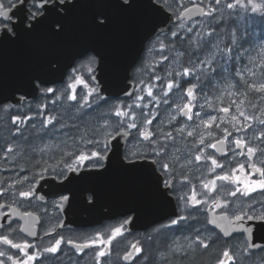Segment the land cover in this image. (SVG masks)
<instances>
[{
    "label": "flooded vegetation",
    "instance_id": "obj_1",
    "mask_svg": "<svg viewBox=\"0 0 264 264\" xmlns=\"http://www.w3.org/2000/svg\"><path fill=\"white\" fill-rule=\"evenodd\" d=\"M74 1L77 0H0V37L4 33L13 36V26L24 20L30 25L31 20L37 19L45 12L46 6L53 5L52 8L62 12L66 2ZM78 1L104 4L109 0ZM153 1L163 5L176 16H180L183 10L192 4H199L204 9L198 17L184 18L171 25L166 32L168 34H173L177 25H182L183 29L182 32L178 31L173 35L177 39L171 41L173 43L171 47H176L175 44L179 42L178 35H182V39H190L191 35L196 36L193 32H187V25H193L194 31L206 30L204 34L208 35L207 37L200 34L199 38L194 37L204 47L201 50L202 56L200 55L204 70L197 75V79L187 78L182 81V88L192 93L197 108L186 102L188 105L177 112L172 110L168 115L170 121L172 120L169 124L170 130H174L175 136L173 147L178 145L176 138L184 137L189 132L186 128L192 124L196 131L193 133L191 131L190 136L193 140L190 139L201 147H206L203 151L208 155L201 157L186 155L177 160V157L165 154V151L166 153L168 151L167 144L163 151L157 140L135 139L131 131V137L122 151L125 161L144 160L146 170L155 169L153 181L146 180L139 184L155 185L160 192L172 195L176 200L178 217L170 215L148 228L135 231H128L127 227L131 213L108 218L98 224L64 226L63 210L92 209L90 202L93 194L87 188L83 175L104 167L105 158L112 151V142L109 139L52 140L47 144L40 139L28 140L27 126L24 122L13 124L12 131L5 135L9 139H4L5 136L0 135L2 144H0V264H175L174 255H183L187 261L189 258L198 259L195 264H235L237 260L242 263L243 259L236 260L231 256L232 251L236 250L231 244L240 238L249 247L245 235L238 233L230 237L223 236L218 228L210 224L209 214L227 213L233 218L242 216L244 220L250 217L264 220V212L261 213L259 209L264 205V199L260 195H253L250 198V208L243 207L240 211L216 207L215 204L219 200L217 186H213L214 190L211 188L208 192V188L203 184L202 180L210 179L211 174L216 168L221 167L222 160L230 151L229 140L223 138L221 134L216 137L214 135L229 124L226 119L222 121L219 107L221 104L220 86L217 83L221 79L219 63L205 57L212 52V35L220 36L225 41L227 37L230 38L226 41L229 44H226L240 52L243 51L241 46L251 45L254 27L261 30L258 37L263 36L264 0ZM104 20L103 14L97 17L99 25H103ZM254 20L257 22L256 26L253 24ZM89 34H94V28H90ZM157 38L158 36L147 42L141 58L131 70L130 80L135 84L133 96L140 82L152 81L150 75H141L150 72L154 64L152 56L147 55ZM233 40L240 43L233 46ZM243 43L245 44L241 45ZM98 61L99 56L90 50L77 59L68 71L66 80L80 77L82 81L89 80L95 84L93 76ZM81 63H85L87 67L83 73L77 68ZM56 85L58 84L54 86ZM95 85L98 90V85ZM43 90L42 87L41 95L44 94ZM17 95L23 97L20 93ZM36 100L38 99L24 100L17 104L7 101L1 105L0 114L4 110L14 114L16 107L28 105ZM8 105L13 108L7 109ZM15 112L18 113L17 110ZM219 140L226 141L223 153L215 145ZM237 146L242 148V143H237ZM211 153L217 155L209 156ZM196 158L197 161L191 162ZM249 164L247 161L244 171H239L241 178H245L246 182L251 178L249 173L251 169L258 175L264 174L263 167H250ZM148 171L143 173H149ZM69 175L73 176V180L62 188L58 186ZM216 183L218 184V180ZM52 192L56 194H50ZM208 195L216 198L209 196L212 199H205ZM257 209L258 213L255 212ZM175 228L184 230L175 232ZM175 247L176 249L178 247L179 253H176ZM259 251H264V247L257 250L249 247L248 259H252L254 253Z\"/></svg>",
    "mask_w": 264,
    "mask_h": 264
},
{
    "label": "rangeland",
    "instance_id": "obj_2",
    "mask_svg": "<svg viewBox=\"0 0 264 264\" xmlns=\"http://www.w3.org/2000/svg\"><path fill=\"white\" fill-rule=\"evenodd\" d=\"M256 23L254 20V26ZM186 29L188 33L193 32L195 38H199L200 34L208 37L204 34L206 30L194 31L193 25H187ZM182 30V25H177L173 34L160 35L153 47H150L147 56H152L154 64L150 72L142 73L141 76L150 75L152 81L140 82L131 100L129 98L104 100L94 83L89 80L82 81L80 77H72L63 85L46 87L41 99L16 107L14 114L4 110L0 114V135L2 137L7 135L13 124L24 122L27 126L28 140L40 139L48 144L52 140H105L118 129L125 127L134 133L135 139L157 140L163 151L167 144L168 151L167 153L165 151V154L177 157V160L186 155L207 156L208 154L203 151L206 147L192 141L190 133L196 131L192 124L186 128L189 132L185 138L178 136L176 138L178 145L173 147L172 144L175 136L174 130H170L169 124L172 120L170 121L169 113L172 110L177 112L188 103L191 107L197 108L192 93L182 88V81L187 78L197 79V75L204 70L201 53V56L186 62L183 51L171 47L173 43L166 40L177 39L173 35ZM260 32L257 27L253 28L252 45L241 46L242 52L229 47L224 38L212 35V52L205 57L219 63L221 71V79L217 82L220 86L219 97L228 99L227 103L221 100L219 106L221 117L223 122L226 119L232 126H224L221 131L214 133L215 137L221 134L223 138L229 140L230 151L222 160L221 167L216 168L211 174L210 179L202 181L208 192L211 188L214 190L213 186H217L219 200L215 204L216 207L232 208L235 211H240L243 207L250 208V198L253 195H260L264 199V174L258 175L256 171L250 170L251 166L264 169V35L258 37ZM193 40L201 43L198 39ZM233 42V46H236L237 43L234 40ZM197 47L203 45L198 44ZM77 68L80 73L87 70L85 63H81ZM186 102L188 103L185 104ZM6 108L13 107L8 105ZM6 127L7 129H4ZM4 139L9 138L5 136ZM239 142L242 143V148H238ZM210 155L215 156L217 153ZM197 160L198 158L192 159L191 162ZM247 161L250 162L248 168L251 175L248 182L241 178L239 173L246 167ZM209 196H205V199L216 198ZM259 209L263 213L264 205ZM259 209L255 212L258 213ZM231 245L236 248L231 255L236 260L249 257L247 254L249 247L243 239L237 238ZM179 252L177 247L176 253Z\"/></svg>",
    "mask_w": 264,
    "mask_h": 264
},
{
    "label": "water",
    "instance_id": "obj_3",
    "mask_svg": "<svg viewBox=\"0 0 264 264\" xmlns=\"http://www.w3.org/2000/svg\"><path fill=\"white\" fill-rule=\"evenodd\" d=\"M52 6H46L45 12L31 20L30 25L24 20L13 26V36L4 33L0 37V106L7 101L17 104L38 98L41 85L63 82L76 60L90 50L99 56L93 79L99 85L101 97H131L135 87L130 80L131 70L147 42L178 20L153 0H109L104 4L77 0L66 2L62 12ZM203 12L201 5L194 4L180 17L195 18ZM101 14L105 18L103 25L97 22ZM90 28H94L93 35L89 34ZM130 137L131 133L125 128L110 137L112 151L105 158L104 167L83 175L93 194L92 209L63 210L64 226L98 224L131 213L127 227L128 231H135L170 215L178 217L172 195L160 192L155 185L139 184L153 181L155 169L146 170L144 160L125 161L122 157ZM215 145L223 153L226 141L219 140ZM145 171L149 173H143ZM72 180L73 176L69 175L58 186L62 188ZM209 221L225 237L243 233L251 249L264 247L262 219L244 220L242 216L233 218L227 213L210 212Z\"/></svg>",
    "mask_w": 264,
    "mask_h": 264
},
{
    "label": "trees",
    "instance_id": "obj_4",
    "mask_svg": "<svg viewBox=\"0 0 264 264\" xmlns=\"http://www.w3.org/2000/svg\"><path fill=\"white\" fill-rule=\"evenodd\" d=\"M178 36H179V39H178L179 42L177 44H175L176 47H173V48H177V49L182 50L185 53L184 58L187 61H189L191 59H196L197 56L199 57L200 53H202L201 50L204 47H197V45L200 43L194 42V40H193L194 37L192 35L190 36V39H186V38L182 39L181 38L182 35H178ZM166 40L168 42L172 41L171 39H166ZM221 100L223 103L228 102L227 97H224ZM175 229H176L175 232H178L179 230H182V231L184 230V229H177V228H175ZM189 259L191 261L190 260L187 261L186 258L183 257V255H181V256L174 255L175 264H195L196 261L198 260V259L195 260V259H191V258H189ZM237 261L235 262V264H264V251L255 252L253 258L250 260L248 259V257H245L242 260V263L237 262Z\"/></svg>",
    "mask_w": 264,
    "mask_h": 264
},
{
    "label": "bare ground",
    "instance_id": "obj_5",
    "mask_svg": "<svg viewBox=\"0 0 264 264\" xmlns=\"http://www.w3.org/2000/svg\"><path fill=\"white\" fill-rule=\"evenodd\" d=\"M250 36H251V35H250ZM252 37H253V36H252ZM254 40H255V39H254ZM210 80H211V79H210ZM210 80H209V81H210ZM205 82H206V81H205ZM210 82H211V81H210ZM207 83H208V81H207ZM209 84H210V83H209ZM215 88H216V87H215ZM204 93H205V92H204ZM258 95H259V94H258ZM254 97H255V96H254ZM227 124H228V123H227ZM227 124H226V125H227ZM228 125H229V124H228ZM4 126H6V125H4ZM218 126H219V125H218ZM218 126H217V129H218ZM231 126H232V125H230V127H231ZM2 128H3V127H2ZM11 128H12V127H11ZM212 128H213V127H212ZM219 128H220V127H219ZM4 129H7V127L4 128ZM12 129H13V128H12ZM228 129H229V128H228ZM2 130H3V129H2ZM11 131H12V130H11ZM11 131H10V132H11ZM8 132H9V131H8ZM10 132H9V133H10ZM1 133H2V132H1ZM9 133H8V134H9ZM220 133H221V132H220ZM11 134H12V133H11ZM0 137H1V136H0ZM44 137H45V136H44ZM3 140H4V139H3ZM44 140H45V139H44ZM1 141H2V140H1ZM38 141H39V140H38ZM2 142H3V141H2ZM38 143H39V142H38ZM0 144H1V142H0ZM41 144H42V143H41ZM1 145H2V144H1ZM49 154H50V153H49ZM192 170H193V169H192ZM213 248H214V247H213Z\"/></svg>",
    "mask_w": 264,
    "mask_h": 264
}]
</instances>
